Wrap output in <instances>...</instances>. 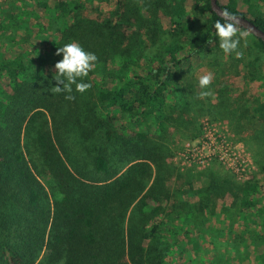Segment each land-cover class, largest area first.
<instances>
[{"label": "trees", "instance_id": "trees-1", "mask_svg": "<svg viewBox=\"0 0 264 264\" xmlns=\"http://www.w3.org/2000/svg\"><path fill=\"white\" fill-rule=\"evenodd\" d=\"M217 4L264 32V0ZM1 12V48L23 43L0 52V264H231L207 229L228 215L264 225V43L247 36L240 57L224 54L209 0H15ZM32 21L49 48L18 35ZM73 41L97 61L68 101L51 87L57 48ZM199 117L248 146L247 181L169 187L172 140L198 137ZM242 250L264 264L261 242Z\"/></svg>", "mask_w": 264, "mask_h": 264}, {"label": "rangeland", "instance_id": "rangeland-1", "mask_svg": "<svg viewBox=\"0 0 264 264\" xmlns=\"http://www.w3.org/2000/svg\"><path fill=\"white\" fill-rule=\"evenodd\" d=\"M14 1L15 0H0V23L3 21L1 8L6 7ZM108 8L109 6H105L103 9L106 10ZM32 24H34L33 21L25 25L31 34L18 31V35H21L24 41L29 43L28 49H30V47L32 48V46H38L40 48H46L47 46V48H49L45 40L48 36V32L45 30L38 32L35 28H31L33 27ZM21 26H24V24ZM248 36L253 39L252 35ZM21 43H23V41L12 42L8 48L4 49L0 46V52L4 53V55H13L15 53L13 50L14 47L21 45ZM225 62L228 63L227 60H225ZM207 73H211V70L202 66L198 71V78ZM99 79L100 76H97V80ZM230 86L234 89V94L246 87L241 81H238L237 78ZM196 122L202 125L204 122L203 117H199ZM211 126L212 127H208L210 132L207 133V138H202V132L200 135L198 133V137L196 138H191L189 134L182 137L177 136L172 140L174 151L170 161L171 164L179 170V174L175 173L173 175L172 183L169 186L171 189L175 184L174 180L179 178L177 179L180 185L178 189L187 190L192 188L195 190V195H198V191L209 183V179L212 175L232 180L235 184H240L247 181L249 176L256 170L248 146L244 142L236 139L237 136L232 133L228 124L218 120ZM203 128H206V126H203ZM258 184L264 186L263 179L260 178ZM191 195L192 194H189L187 196L189 198V203H194L197 201V196L192 197ZM176 197H178L177 194ZM178 204V202H175V205ZM217 206L218 205H216V207ZM237 212L239 211L237 210ZM233 216L234 215H228L225 219L224 217L218 218L215 223L207 229L210 231L208 234L211 238L216 240L215 251L222 255L226 263L237 264L238 258H241L238 264H248L250 258L247 254L243 253L242 245L245 242L251 244L253 240H256L257 242H261L263 246L260 257L262 260L264 257V225H259L254 216L251 217L247 214V219H244L242 223L243 229H238L234 226V223L239 216ZM231 244L235 245L236 248H232L230 246ZM199 252L206 257L205 247H200ZM187 255L186 257H188Z\"/></svg>", "mask_w": 264, "mask_h": 264}, {"label": "clouds", "instance_id": "clouds-1", "mask_svg": "<svg viewBox=\"0 0 264 264\" xmlns=\"http://www.w3.org/2000/svg\"><path fill=\"white\" fill-rule=\"evenodd\" d=\"M220 19L215 20L212 27L215 30V36L218 40L219 49L224 54H234L235 57L241 56L239 46L241 40L248 36L249 31L241 30L238 27V17L228 10L219 13ZM57 55L62 58L54 64L55 86L51 87L54 93H64V98L72 101L75 97L72 93H84L91 87V84L85 82L89 72L95 67L97 56L86 51L78 42H68L58 47ZM212 74L207 73L199 77L198 86L201 89H207L211 83ZM209 94L208 91H201L200 96Z\"/></svg>", "mask_w": 264, "mask_h": 264}, {"label": "water", "instance_id": "water-1", "mask_svg": "<svg viewBox=\"0 0 264 264\" xmlns=\"http://www.w3.org/2000/svg\"><path fill=\"white\" fill-rule=\"evenodd\" d=\"M211 10L220 17L219 13L223 11L217 4V0H209ZM237 16V15H236ZM238 17V27L249 31V34L260 39L264 43V32L260 30L249 19L241 16Z\"/></svg>", "mask_w": 264, "mask_h": 264}, {"label": "built area", "instance_id": "built-area-1", "mask_svg": "<svg viewBox=\"0 0 264 264\" xmlns=\"http://www.w3.org/2000/svg\"><path fill=\"white\" fill-rule=\"evenodd\" d=\"M203 120H204V122L202 123V132H203L202 138H207L206 135L208 132H210V129H208V127H212L211 126L212 124H208L206 119H203ZM203 126H206V128H203ZM205 140H207V139H205Z\"/></svg>", "mask_w": 264, "mask_h": 264}]
</instances>
